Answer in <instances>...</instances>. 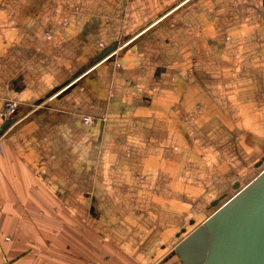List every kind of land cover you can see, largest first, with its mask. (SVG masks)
Wrapping results in <instances>:
<instances>
[{
  "label": "crops",
  "instance_id": "1",
  "mask_svg": "<svg viewBox=\"0 0 264 264\" xmlns=\"http://www.w3.org/2000/svg\"><path fill=\"white\" fill-rule=\"evenodd\" d=\"M0 135V264L193 261L264 156V1L0 0Z\"/></svg>",
  "mask_w": 264,
  "mask_h": 264
},
{
  "label": "water",
  "instance_id": "2",
  "mask_svg": "<svg viewBox=\"0 0 264 264\" xmlns=\"http://www.w3.org/2000/svg\"><path fill=\"white\" fill-rule=\"evenodd\" d=\"M263 162L264 157L256 168ZM218 202L213 201L211 208ZM198 229L203 241L200 257L194 255L193 261L184 260V264H264V169Z\"/></svg>",
  "mask_w": 264,
  "mask_h": 264
},
{
  "label": "rangeland",
  "instance_id": "3",
  "mask_svg": "<svg viewBox=\"0 0 264 264\" xmlns=\"http://www.w3.org/2000/svg\"><path fill=\"white\" fill-rule=\"evenodd\" d=\"M264 169V163L262 164V165H260L258 168H257V172L255 173V177H256V174L258 175L259 173H260V171H262ZM253 180V179H252ZM251 180V181H252ZM250 182V181H249ZM248 184V181L245 179V180H243V186L241 185V188H238V189H236V190H234V191H231L230 193H229V195H228V197L226 198V199H223L216 207H214V208H212L211 209V212H209V213H211L212 214V212L213 211H215V209H217L219 206H221V205H223V204H225L227 201H229L230 199H232L235 195H237V193L242 189V188H244L246 185ZM209 215V214H208ZM200 223V222H199ZM202 224H200V226H201ZM187 226V225H186ZM188 227V226H187ZM188 231V230H187ZM189 232V231H188ZM185 235H187V232H186V229H185V232L184 233H181L179 236H178V238L176 239V243H178L180 240H182L183 239V237L185 236ZM175 243V244H176Z\"/></svg>",
  "mask_w": 264,
  "mask_h": 264
},
{
  "label": "built area",
  "instance_id": "4",
  "mask_svg": "<svg viewBox=\"0 0 264 264\" xmlns=\"http://www.w3.org/2000/svg\"><path fill=\"white\" fill-rule=\"evenodd\" d=\"M15 112H16V103L13 102L12 100H8L6 102L7 116L8 117L13 116L15 114ZM82 122L85 124H89V123H91V119L89 117H83ZM2 142H3V136L0 135V155L2 153Z\"/></svg>",
  "mask_w": 264,
  "mask_h": 264
},
{
  "label": "flooded vegetation",
  "instance_id": "5",
  "mask_svg": "<svg viewBox=\"0 0 264 264\" xmlns=\"http://www.w3.org/2000/svg\"><path fill=\"white\" fill-rule=\"evenodd\" d=\"M263 157H264V156H263ZM263 163H264V162H263ZM263 163H262V164H263ZM262 164H261V165H262ZM227 197H228V194H224V196H222L220 199H218V201H219L218 204H219L223 199H226Z\"/></svg>",
  "mask_w": 264,
  "mask_h": 264
}]
</instances>
